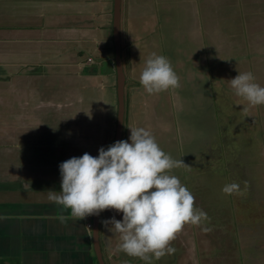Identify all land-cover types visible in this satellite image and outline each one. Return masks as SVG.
Listing matches in <instances>:
<instances>
[{
	"label": "rangeland",
	"instance_id": "rangeland-1",
	"mask_svg": "<svg viewBox=\"0 0 264 264\" xmlns=\"http://www.w3.org/2000/svg\"><path fill=\"white\" fill-rule=\"evenodd\" d=\"M113 6V0H0V18L13 26L108 27L100 29L95 45L42 33L24 34L27 42L0 49V60L8 62L0 67V139L7 138L0 141V180L11 172L24 179L56 174V160L67 151L64 137L78 140L75 156H95L114 141L117 88L108 74L116 71ZM120 29L126 77L122 139L128 125L145 127L165 153L189 165L170 174L206 213L201 224H184L175 233L171 254L150 264L264 262V105L243 111L246 101L227 81L238 70L251 71L264 86V0H122ZM102 50L111 65L103 63L99 76L91 67L73 66L88 57L98 63ZM151 53L169 60L177 88L144 91L138 77ZM232 182L237 190L221 191ZM5 197L0 194V201ZM114 237L110 249L117 261L104 252V263L149 264L120 250L119 234Z\"/></svg>",
	"mask_w": 264,
	"mask_h": 264
},
{
	"label": "clouds",
	"instance_id": "clouds-1",
	"mask_svg": "<svg viewBox=\"0 0 264 264\" xmlns=\"http://www.w3.org/2000/svg\"><path fill=\"white\" fill-rule=\"evenodd\" d=\"M138 80L148 94L179 86L169 60L156 53L144 60ZM227 81L234 95L246 101L243 111L264 105V86L255 82L251 71L238 70ZM127 128V139L99 147L97 155L84 152L60 162V188L58 194L48 190V199L79 218L105 209L119 212L120 219L112 216L101 222L119 234L120 250L150 264L165 252L171 254L174 248L169 241L175 233L184 224H201L206 213L194 206L191 192L170 174L175 167L189 165L165 153L145 127ZM237 188L232 182L221 191L231 193ZM201 230L208 231L203 226Z\"/></svg>",
	"mask_w": 264,
	"mask_h": 264
},
{
	"label": "crops",
	"instance_id": "crops-1",
	"mask_svg": "<svg viewBox=\"0 0 264 264\" xmlns=\"http://www.w3.org/2000/svg\"><path fill=\"white\" fill-rule=\"evenodd\" d=\"M0 20L2 19L0 18ZM49 28L47 25L39 26L21 22H16L13 26L2 20L0 21V49H9L11 44L16 46V43L27 42L25 38H22L24 34L40 38L42 33H48L46 37L50 39L60 41L73 39L88 45H95L100 29L108 30L107 25L100 28L91 24L65 28L51 24ZM103 52V50L100 52L102 58L96 64L88 57L86 60L79 59L73 63V66L76 65V68L80 70L91 67V74L99 76V67L103 63L107 62L111 65L110 56L108 54L103 55ZM79 53L81 54L82 51L80 50ZM4 64H8V62L0 60V67ZM94 65H98V67L93 68ZM110 70L111 72L109 71L108 74H113L116 78L115 71L113 72L112 68ZM81 74L83 73H80V76ZM115 95V108L118 110L117 92ZM61 99L63 102L59 101L64 107V99ZM65 111H68L67 107ZM60 115H63V112H60ZM54 123H58V128L59 123H62V118L60 120L58 118ZM63 139L67 151H65V155H59L56 160L57 173H59L58 164L75 156V147L78 146L75 144L78 143V140L69 142L70 140H67L66 137ZM5 140L7 138L0 139V141ZM57 173L51 177L41 178L37 175L24 179L11 172L9 179L4 175V179L0 180V194L5 195V199L8 197L7 200L0 201V264H99L94 248L93 216L74 217L69 209L48 199V190H54L56 191L55 194H58L60 176ZM109 217H112L110 209L108 211L105 209L99 213V244L103 261H105L104 252H106L109 260L117 261V256L110 249V242L115 238L116 233L109 230V226L101 222Z\"/></svg>",
	"mask_w": 264,
	"mask_h": 264
},
{
	"label": "water",
	"instance_id": "water-1",
	"mask_svg": "<svg viewBox=\"0 0 264 264\" xmlns=\"http://www.w3.org/2000/svg\"><path fill=\"white\" fill-rule=\"evenodd\" d=\"M113 45L115 49V65H116V83H117V100H118V111H117V125H116V133L115 139L120 140L123 136L124 129V118H125V84L126 77L123 72V63L121 59V29H120V21H121V0H113ZM93 216V235H94V248L95 254L99 264H105L102 258V251L99 244V229H98V218L99 214H92ZM96 225V228H95Z\"/></svg>",
	"mask_w": 264,
	"mask_h": 264
},
{
	"label": "trees",
	"instance_id": "trees-1",
	"mask_svg": "<svg viewBox=\"0 0 264 264\" xmlns=\"http://www.w3.org/2000/svg\"><path fill=\"white\" fill-rule=\"evenodd\" d=\"M243 31H244V30H243ZM244 35L246 36V33H244ZM114 62H115V61H114ZM100 67H101V66H100ZM71 73H72V72H71ZM115 74H116V73H115ZM116 88H117V87H116ZM124 120H125V118H124ZM116 122H117V121H116ZM261 233H263V232L261 231ZM233 236H235V234H234ZM240 236H241V240H243V239H242V238H243L242 235H240ZM236 240H237V239L235 238L234 241H230V242H231V243H232V242L235 243ZM241 240H240V241H241ZM243 242H246V241H243ZM242 244H243V243H242ZM232 250H234V249H232ZM234 251H235V250H234ZM259 251H260V250H259ZM263 260H264V255H263ZM247 264H250V262H247ZM258 264H264V262L261 261V263H258Z\"/></svg>",
	"mask_w": 264,
	"mask_h": 264
},
{
	"label": "built area",
	"instance_id": "built-area-1",
	"mask_svg": "<svg viewBox=\"0 0 264 264\" xmlns=\"http://www.w3.org/2000/svg\"><path fill=\"white\" fill-rule=\"evenodd\" d=\"M89 227H90V225H89Z\"/></svg>",
	"mask_w": 264,
	"mask_h": 264
}]
</instances>
